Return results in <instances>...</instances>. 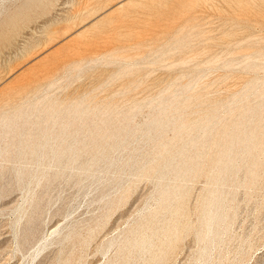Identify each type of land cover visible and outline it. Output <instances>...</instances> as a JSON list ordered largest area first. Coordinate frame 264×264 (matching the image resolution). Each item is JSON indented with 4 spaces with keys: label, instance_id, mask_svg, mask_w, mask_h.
<instances>
[{
    "label": "rangeland",
    "instance_id": "obj_1",
    "mask_svg": "<svg viewBox=\"0 0 264 264\" xmlns=\"http://www.w3.org/2000/svg\"><path fill=\"white\" fill-rule=\"evenodd\" d=\"M0 264H264V0H0Z\"/></svg>",
    "mask_w": 264,
    "mask_h": 264
},
{
    "label": "bare ground",
    "instance_id": "obj_2",
    "mask_svg": "<svg viewBox=\"0 0 264 264\" xmlns=\"http://www.w3.org/2000/svg\"><path fill=\"white\" fill-rule=\"evenodd\" d=\"M124 3L125 2H123V1L119 2L118 5H117V8L115 9L116 11H119L118 16H120V19L127 16L126 15L127 13H125V11L121 12V8L123 7ZM98 10L99 9H97L95 12H97ZM112 15H114V14H112ZM112 15L108 16L106 18H103L101 20L100 19L96 20L91 25V28L98 31V30H100L101 28H103L105 26H111L112 24L117 23L119 20L117 19L116 16H112ZM69 21L74 22L75 21V16L72 19H70ZM54 106H57V107H55V109L57 108L56 110L59 109V106L57 104L53 103V102L52 103L49 102V104L46 107H44L43 109L45 110L46 114L47 113L50 114L49 117H52V115L57 114V118L59 119V116H61L59 114H61V113L59 112V114H58V112L55 110L54 111L55 113L53 114L52 110H54ZM173 107H175V106H173ZM35 108H37V107L34 106L33 109L36 110ZM23 114H26V112L22 113V112L19 111V112H16L14 114V116H15V118H21V117L24 116ZM79 115H81V112L78 111V107L76 106V107L73 108V110L68 109L66 114L61 116V119H59V121L56 122L58 124L57 129H58V133H59V135H58L59 138H61L60 136L70 137L68 135H70L71 133H67V129H72V127L70 126V124L72 123V119L71 118L79 116ZM5 120L6 119H2V122H5ZM78 122H81V120H79ZM48 130L49 129H46V130L44 129L43 130V132H45V133L38 138V142L36 144H33L34 146L40 147L42 149H45L46 147L49 148L52 158H55L56 156H65V155L66 156L67 155L74 156L75 155L76 152L70 151L71 144L68 143V142H64V143H60V144H58L56 142L50 143L49 142V140H50L49 136L46 133V132H48ZM73 130L76 131L78 129H73ZM71 138L74 139V137H71ZM53 140H54V138H53ZM244 140L245 139L243 138L242 141H244ZM55 148H57V150H55ZM35 153H37V152H35ZM144 232L145 231L142 232L143 235H142V233L137 234V237H136L137 239L135 241V246H136L137 250L140 251V253H143L144 251H149V248L151 247V243L148 242Z\"/></svg>",
    "mask_w": 264,
    "mask_h": 264
}]
</instances>
